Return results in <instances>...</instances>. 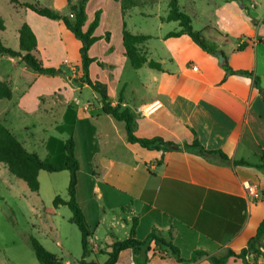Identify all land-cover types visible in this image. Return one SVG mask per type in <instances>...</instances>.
Listing matches in <instances>:
<instances>
[{"label": "crops", "instance_id": "crops-1", "mask_svg": "<svg viewBox=\"0 0 264 264\" xmlns=\"http://www.w3.org/2000/svg\"><path fill=\"white\" fill-rule=\"evenodd\" d=\"M115 1L117 8L102 13L96 32L112 12L114 20L115 11H119V20L126 13L122 2ZM33 13L28 14L31 21L26 23L34 31L39 48L37 23L46 25L54 21L59 27L65 26L62 21H46L42 16L32 23L37 15ZM166 17H160L161 24L177 23V30L152 35L134 33L127 28L133 34L151 36L141 48L149 60L162 66L161 71L144 66L134 69L132 80L124 78L123 72L129 62L125 56L123 31L122 42L117 46L111 44L112 36L108 31L105 33L110 37L106 40L108 46L102 49L101 57L91 56L98 61L90 67L91 79L107 85L113 106L120 104L122 109L132 112L134 134L138 138L160 137L181 145H190L197 139L207 150L222 151L232 162L242 160L250 166L223 165L216 158L208 160L193 151L162 153L128 142L125 124L104 114L96 92L93 99L84 104L77 99V92L89 87L78 81L83 75L82 65H77V81L66 73L74 66L70 65L66 72L61 69L62 73L53 77L34 71L33 81L29 84L0 67V83L7 84L11 91L9 99L0 98L2 105H5L2 101L10 102L7 106L10 111L3 118L19 113L30 119V123L19 126L23 135L15 134L29 152L60 165L65 158L63 145L71 136L74 139L80 163L77 200L93 230L90 261L94 260L92 256L102 255L105 263L108 256L101 252L116 241L130 237L134 218L138 220L137 239L144 240L150 233L157 232L172 241L186 261L191 260L197 251L217 258L225 256L229 250L239 254L247 248L264 221V169L260 168L264 166V103L255 80L247 75L229 73L215 56L204 51L187 35L168 37L180 32L181 27L178 22H168ZM262 21L243 33V39L237 44L230 39L227 30L209 28L216 29L229 40L226 42L218 36L219 41L212 37L226 55L229 68L253 72L264 87ZM88 26H84L85 31ZM98 37L97 44L103 43L104 38ZM243 44L245 49L239 51L238 47ZM61 51L66 57L63 44ZM10 62L22 63L20 58L12 57ZM65 62L70 64L67 59ZM9 122L10 126L14 124L11 118ZM10 126L8 128L13 132L14 128ZM83 160L88 171L85 178L82 177ZM7 175H10L11 183H20L16 178L12 182L8 167L0 163V178ZM38 179V192H32L25 181L20 184L25 200L31 205L29 211L43 217L45 210L52 207H46V204L53 205L57 196L69 199L70 172L42 170ZM43 180L48 182L45 190ZM248 184L258 189V199L248 195ZM26 187L37 195L36 198L27 192ZM96 198H100L101 205ZM35 204L42 206L41 210L35 208ZM61 207L51 216H57ZM71 218L72 213L69 222L73 224ZM261 252L257 258L248 256V264H264L263 247ZM116 264H136L132 250L122 251ZM149 264L212 262L207 256L195 262H180L157 251ZM226 264L244 263L242 259L232 257Z\"/></svg>", "mask_w": 264, "mask_h": 264}, {"label": "rangeland", "instance_id": "rangeland-1", "mask_svg": "<svg viewBox=\"0 0 264 264\" xmlns=\"http://www.w3.org/2000/svg\"><path fill=\"white\" fill-rule=\"evenodd\" d=\"M20 3L38 2L42 6L55 10L60 15H69V4L67 0H19ZM72 4L78 0H69ZM125 5L126 13L122 14V18L118 19V10L115 11L113 18V12L109 16L107 22L96 32L98 36L104 38L103 43L95 44L89 51L91 57H101L104 48L108 46L107 39H109L105 33L109 31L112 36V45L117 46L122 42L123 24H126L127 28L134 33H149L157 35L158 33H166L175 31L178 29L177 23H164L161 24L160 17H166L169 13L170 0H120ZM180 8L186 12L192 19L193 26L196 30H202L203 33L213 41L212 37L221 41L215 31L210 30L209 27H213L219 30H227L230 33V39L233 43L237 44L243 39L241 36L249 29H253L258 23L264 19V0H178ZM118 3L115 0H90L87 3L86 11V27L93 21L95 12L101 11L107 12L109 8H117ZM58 8H61L57 10ZM67 10V12L65 11ZM112 10V9H109ZM32 12V11H31ZM21 5H15L10 0H0V16L5 22V31L2 32L1 37L4 45L14 50H19V28L28 20L31 21L28 16L31 13ZM143 13H147L150 16H144ZM35 16V13H33ZM36 20L32 23L37 22ZM46 21H51L45 19ZM49 24L36 25L40 30V43L37 53V58L40 59L45 66H54L59 69L68 70L70 65H74L73 68L66 73L68 77L77 81L76 75L78 73V66L82 65V59L80 55L81 43L73 33L67 30L65 27H59L54 21ZM204 29V30H203ZM97 36V37H98ZM225 41V39H223ZM158 43V41H154ZM62 44L66 48L67 56L62 55ZM9 56L0 55V67L3 70L11 71L13 74L20 76L25 83H31L33 81L34 71L28 68L24 63L18 64L10 62ZM69 61L65 62V60ZM3 60V61H1ZM97 61V60H96ZM98 63V61H97ZM78 65V66H77ZM97 66V65H96ZM100 66H104L100 64ZM134 69L128 63L127 69L124 70V78L132 80ZM24 83V87H25ZM5 84V83H0ZM26 84V86H27ZM8 86L7 84H5ZM46 87V85L44 86ZM94 91L87 87L81 92H77V99L82 104L88 100L93 99ZM95 94V93H94ZM99 97V95H97ZM100 98V97H99ZM94 101V100H93ZM5 105L0 104V123L5 126H10L9 119H13L14 128L13 132L16 135H23L19 132V126L21 123L29 122L30 119L24 118L19 113L9 114L7 118H3L7 110L9 101H2ZM35 122V120H33ZM84 168L82 177L85 178L88 174L87 166L83 160ZM0 178V264H40L36 258L35 252L31 245V238H35L42 245H44L49 251L55 254L58 258L64 262L71 264H78L79 260L83 257V249L81 243V233L75 224L69 222L71 217V211L68 207H61L57 216H51L52 214L43 213L41 215L32 214L29 211L30 204L25 200L24 189L22 188V179H18L14 175L13 180L20 183H11L9 177ZM10 182V183H9ZM48 182L42 181L43 187ZM26 186V184H25ZM27 192L36 198V194L26 187ZM44 192V191H43ZM44 199L45 194L43 193ZM28 198V197H27ZM26 198V199H27ZM98 205L102 204L100 198H96ZM52 206L51 203L46 204V207ZM40 205L35 204V208H40ZM92 259L99 260L101 263L104 257L102 255ZM97 260V261H98Z\"/></svg>", "mask_w": 264, "mask_h": 264}, {"label": "trees", "instance_id": "trees-1", "mask_svg": "<svg viewBox=\"0 0 264 264\" xmlns=\"http://www.w3.org/2000/svg\"><path fill=\"white\" fill-rule=\"evenodd\" d=\"M69 1V0H68ZM89 0H79L76 4H71L69 1L70 13L74 14V18L69 15H60L55 10L42 6L38 2L25 1L20 3L19 0H10L12 4L21 5L26 9L31 10L39 16L46 17L50 20L62 21L67 30L75 35L80 40L81 48L80 55L82 59V78L79 83L89 86L96 92L102 103V110L104 114L112 116L115 120L123 122L126 128L128 142L138 144L147 150H155L158 152H171V151H193L206 159L216 158L223 165L234 166H250L245 161L232 162L230 158L222 151L207 150L201 143L195 139L190 145H181L171 141H166L160 137L138 138L134 134V115L129 109H122L121 105H112L106 84L99 81H94L90 77V67L96 62L95 58L89 56L91 47L100 40L95 35L101 21V11L95 12L93 21L89 24L88 29L85 31L84 26L86 23V5ZM123 10L125 5L122 4ZM168 22H178L181 31L178 33H171L168 37H178L187 35L196 43L200 48L215 56L222 66H224L229 73L241 74L253 77L255 84L258 87L261 99L264 103V87L261 86L260 78L255 76L253 72L249 71H233L228 66L227 57L219 46L211 41L203 31L196 30L193 26L191 17L184 12L179 5L178 0H170L169 13L166 19ZM264 24V19L262 21ZM6 29L4 19L0 16V55H7L12 58H20L28 68L37 72L40 75L58 76L62 70L55 67H46L43 62L37 58L38 53V40L29 24L24 23L18 30L19 33V50H14L4 45L1 33ZM214 30L221 38L224 36L216 29ZM151 36L142 34H133L130 32L126 25L123 26V44L125 48V56L130 63L131 67L135 70L141 69L144 66L161 71L162 66L154 60H149L146 52L141 48ZM226 42L229 40L224 38ZM246 45H240L239 51L244 50ZM11 97V91L5 84H0V98ZM65 158L64 162L60 165H55L50 162L42 160L37 153L29 152L18 139V137L3 123H0V163L6 165L8 170L15 177L25 181L32 192H38L40 189V182L38 175L40 171L49 173L60 172L67 170L70 172V182L68 186L69 199L64 200L57 196L51 208L46 209L48 214H54L55 210L60 206L68 207L72 213L71 221L75 224L81 233V243L83 249V257L79 260L78 264H100L97 260H88L92 254L91 239L93 238V230L89 225L86 215L84 214L80 204L77 200V186L78 175L80 171V163L75 153V142L71 136L63 145ZM259 167V166H258ZM264 169V166H260ZM138 224L137 218L133 219L130 237L123 241H116L108 246L102 254L108 256V259L103 264H116L119 256L124 250H132L136 264H149L151 258L155 256L156 252L165 253L173 256L180 262H195L200 257L207 256L212 264H226L232 257L242 259L244 264H248L247 257L253 256L254 258L262 255L261 247L264 248V221L260 224L256 235L249 241L247 248L242 250L239 254L229 250L227 254L221 258L210 256L206 252L197 251L191 260L186 261L181 258L180 250L172 241L163 238L157 232H152L144 240L136 238V227ZM31 245L35 252L36 258L40 264H65L61 259L48 251L38 240L31 238Z\"/></svg>", "mask_w": 264, "mask_h": 264}, {"label": "built area", "instance_id": "built-area-1", "mask_svg": "<svg viewBox=\"0 0 264 264\" xmlns=\"http://www.w3.org/2000/svg\"><path fill=\"white\" fill-rule=\"evenodd\" d=\"M70 18H74L73 13H69ZM246 190L248 192V195L253 197L254 199H258L260 197V193L258 189L255 186L252 185H246Z\"/></svg>", "mask_w": 264, "mask_h": 264}]
</instances>
